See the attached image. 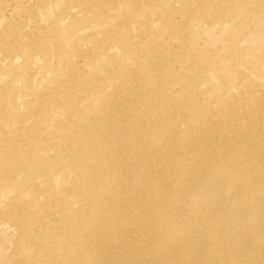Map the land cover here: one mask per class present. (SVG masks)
Returning a JSON list of instances; mask_svg holds the SVG:
<instances>
[{"label":"bare ground","instance_id":"bare-ground-1","mask_svg":"<svg viewBox=\"0 0 264 264\" xmlns=\"http://www.w3.org/2000/svg\"><path fill=\"white\" fill-rule=\"evenodd\" d=\"M19 1L26 12L2 25L3 9ZM148 1L0 0V244L12 246L11 264H166L181 255L226 264L225 247L235 252L227 264H264V132L241 125L257 117L259 100L252 88L199 101L195 82L220 71L166 67L175 53L164 39L181 40L185 29L151 0L155 28ZM52 8L62 17L51 23L90 28L73 49L84 64H70L65 43L43 31L39 18ZM228 11L217 16L225 26L239 17ZM214 127L221 148L202 140Z\"/></svg>","mask_w":264,"mask_h":264},{"label":"rangeland","instance_id":"rangeland-1","mask_svg":"<svg viewBox=\"0 0 264 264\" xmlns=\"http://www.w3.org/2000/svg\"><path fill=\"white\" fill-rule=\"evenodd\" d=\"M185 1L161 0L160 11L166 13V15L171 16L173 20L175 19L176 20L175 25H180L183 27V29H185L184 32L180 34V37H178L181 40L164 39L165 44L168 43L171 44L172 51L175 53L174 58H171L170 62H166L165 66L169 67L172 65L177 73L185 74L186 70H195L202 72L204 71L205 66L208 65L209 67H213V65H215V68H217L220 71V74L211 72V74L213 75L208 73L209 76L208 75L205 76L203 73L201 74V78L197 82H195V88L196 90L199 91V93L197 92L198 94L197 98L199 99V101H202L204 96L218 97V95L219 96L223 94L227 95L226 92L228 91L233 92V94L238 96L241 94L243 89L250 90L253 88L252 93L253 94L255 93L256 97L259 100V101H255L256 102L255 106L259 110L257 112V117L255 116V114H252L253 120L259 118L258 121H255V124L257 123V126L254 123L253 125L249 124L253 120H246L248 117H250L249 114L245 116L246 121L242 122L241 125L246 126V124H248L253 131H257V127L259 126L258 128H260V131L262 130L263 133L264 132V0H242V1L188 0L189 3L187 5L186 3H184ZM210 2L213 3L212 7H214V9L209 7ZM147 3H148L147 7L149 8L145 6V9L146 11L150 12L149 15L152 18L150 19V22H152L153 26L157 28V26H159V23L154 18L155 17L154 12L157 11L151 0H149ZM76 4H77L76 2H71L70 6H76ZM117 8L119 9V6H117ZM230 9L235 10V13L233 14L231 13L232 16L237 13L239 17L231 20L228 17H226V19H228L227 22L228 26L227 25L225 26L222 24L221 18H218L217 16L218 14H222L226 16L229 12L228 10ZM24 12H26V7H24L20 1L17 3H10V5L6 6L1 13L2 25H4L8 21L15 20L17 16H19L21 13ZM59 12L60 10L57 8H52L51 10L48 9L44 11V14L42 15V17L39 18L38 22H40L41 27L44 26L43 27L44 32H48L49 34H52L55 38L65 43V45L63 46V50L70 64L72 65L84 64L83 59L79 56H76L73 52V49L76 52L77 49H75L74 46L81 47L83 45V42H78V41L81 40V37H83L84 33L88 31L90 28L80 33V30H77L78 27H76L75 30H74L75 27H73L72 32H70L69 30L62 28V26H59L57 22L51 23V21L59 19L58 17H62L61 16L62 14L59 15ZM183 13L185 14L188 13L187 15L191 14L193 16L192 19L186 22L184 20ZM75 21H76L75 25L81 24L79 23V20L75 19ZM130 27L133 30H135L133 34V36H135L137 32L140 30L141 25L140 23L134 21L131 23ZM69 33L71 35H69ZM148 41L149 38L146 40L147 42L146 46L150 48ZM188 44H189V48H188ZM177 60H181L182 64L178 65ZM106 61L109 62L108 60L104 59L102 60V63H105ZM38 62H39L38 66H42L44 64L40 60ZM54 62L58 65V62L56 60ZM164 72L165 71H163V73ZM52 74L53 77L56 79V81L60 77H62L58 75V72ZM160 74L162 75V73ZM164 74L166 77L168 73H164ZM187 79L189 80V78ZM235 80L236 83H234ZM177 89H180L179 82L176 85V90ZM111 91L113 90L105 91L104 93L108 97V100ZM203 92L205 93L204 95H202ZM174 98L177 101L176 105H181V102L184 101V97L177 96ZM186 98L187 97L185 96V99ZM134 106H136V104ZM180 109L181 106L179 107V110ZM126 110L127 107L125 109V112L124 109H121L122 112L121 115H117V117L120 120L123 119L127 120L129 118L128 114L126 113ZM184 112L187 111L184 110ZM245 126L235 127L234 125L230 128V130L235 131L234 130L235 127L237 131H245L244 130ZM110 128L114 129L118 133L124 132V129H122L117 125H111ZM208 132H210V135H207ZM208 132L205 134L204 133L201 134L203 135L202 137L203 142L205 143L207 139H209L210 141H212L211 144L212 147L221 148L223 142L220 141L219 138L214 139V137H217L218 134L219 135L221 134V133H217V132H221V130H219V128L214 127L210 129V131ZM131 134L126 132L124 133L125 136L129 137L130 139H133L131 138L132 136ZM136 138H138V136H136ZM155 140H156L155 138L148 139V142L146 143L150 148H152V145H154ZM156 142L158 143V139L156 140ZM176 144H174L173 146L175 147ZM254 146H256V144ZM169 147L170 145H168V150L170 149ZM209 149H214V148H209ZM245 154L247 153L245 152ZM158 156L159 153H157V156H155L156 159ZM150 162L151 161L146 158L145 164L152 165V162L151 163ZM143 166L144 165H141V168H143ZM161 172H163V169L161 167L159 168L156 167L154 174L159 175L156 178L157 180L161 178L162 176L160 175ZM26 197L27 195H24V199ZM27 198L29 200L30 195ZM227 222L230 223L229 221ZM15 232L16 231L12 233ZM249 235L250 234L246 235V241L248 242V244H250V242L253 241V236L250 237ZM2 240L3 242L0 244V264H11L10 254H11L12 246L8 243L7 241L8 239H5L3 237ZM222 253L224 255L227 264L228 258H233V254L235 252L231 253L230 250L227 247H225ZM261 253H264L263 249ZM31 254L32 253L30 251H26L23 253V257H25L26 259H30ZM249 255L250 253H248V255L243 259L244 260L250 259ZM176 260L179 261L176 262L175 260L171 259L170 261H168L169 263L166 262V264L167 263L185 264L186 262H188L186 257L185 256L182 257V255L179 257V259ZM244 260H242V262ZM251 263L260 264L257 262L255 263L253 261H250L249 264ZM140 264H146V261H143ZM243 264H246V261Z\"/></svg>","mask_w":264,"mask_h":264}]
</instances>
